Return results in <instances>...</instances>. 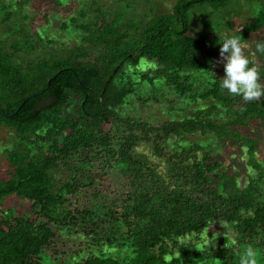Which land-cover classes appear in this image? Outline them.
Returning a JSON list of instances; mask_svg holds the SVG:
<instances>
[{
    "label": "trees",
    "instance_id": "obj_1",
    "mask_svg": "<svg viewBox=\"0 0 264 264\" xmlns=\"http://www.w3.org/2000/svg\"><path fill=\"white\" fill-rule=\"evenodd\" d=\"M247 1L245 7L238 0L235 5L232 0H176L167 13L135 22L123 21L120 12L108 21L101 13L95 31L87 24L80 28L101 49L93 58L82 49L62 57H43L37 42L58 45L54 40L39 32L32 35L25 23L8 27L14 39H0V127L12 129L20 144L9 153L0 180V264H40L44 249H53L58 216L64 211L77 221L62 209L65 199L50 172L64 157L78 152L87 156L96 149L112 157L129 180L131 191L119 217L127 228L128 245L113 239L111 229L101 235L87 228L92 241L105 240V251L90 253L81 264H240L249 245L257 250V264H264V155L259 156L263 141L247 131L264 123V97L247 103L222 90L225 73L218 61L225 38L215 40L192 31L193 11L212 8L224 17L236 15L244 24L235 37L241 38L245 56L259 66L264 83V60L254 53L255 45L264 42V0ZM54 5L61 8V1L55 0ZM8 14L12 17L13 12ZM70 22L76 25L77 19L72 17ZM70 28L67 21L62 23L61 29ZM141 64L149 68L142 75L136 73ZM205 74L209 78L203 81ZM157 78L180 99L206 102L207 108L198 106L190 117L159 125L121 118L119 112L136 87L146 82L155 86ZM70 106L75 119L64 114ZM220 109L226 110L225 116H216ZM111 123L127 130L116 150L105 131ZM208 134L226 148L245 149L255 176L226 169L219 155L201 144L177 150L164 146L174 137ZM139 142L152 143L155 156L168 165L165 174L132 153ZM93 180L84 174L61 187L74 194L80 181ZM6 199L29 203L37 218L5 216L1 206ZM77 212L84 220L92 218L94 227L106 220L97 222L87 209ZM216 222L229 224L232 235L219 238L218 247L211 251L179 243L182 238L199 237ZM229 238L233 243L225 247Z\"/></svg>",
    "mask_w": 264,
    "mask_h": 264
},
{
    "label": "rangeland",
    "instance_id": "obj_2",
    "mask_svg": "<svg viewBox=\"0 0 264 264\" xmlns=\"http://www.w3.org/2000/svg\"><path fill=\"white\" fill-rule=\"evenodd\" d=\"M54 1L35 0L36 7L33 8V0H0V39L12 41L14 35L8 32V27L25 23L31 29L30 33L32 35L39 32L58 44L50 45L46 40L37 42L43 48V53L41 52L43 57H49L52 54L62 57L69 52L82 49L89 57L93 58L97 56L101 49L97 44L89 42L88 34L80 31L81 24H87L90 31H95L97 29L96 23L102 18V16L100 17L101 13H104L108 21H111L113 15L117 12L124 15L123 21L135 22L142 17L149 20L156 14L167 13L176 2V0H150L147 5H144L141 0H60L61 8H58L54 5ZM232 2L235 5L237 0H232ZM238 2L245 7L248 5L247 0H238ZM12 5H16V9H11ZM8 10L13 12L12 17L9 16ZM192 16L193 33L206 34L215 40L235 37V32L244 24L236 15L229 18L224 17L221 13L214 12L212 8L193 11ZM72 17L77 19L76 25H72L70 22ZM65 21L72 26V29H61L62 23ZM254 53L256 59L264 60V55L256 51V45ZM144 67L142 64L139 65L136 73H146L149 68L148 66ZM129 72H133V67L129 68ZM193 76L196 78L194 74ZM208 78L205 74L202 80ZM135 80H140L138 75ZM196 80L198 86L200 81L197 78ZM154 83L155 86L146 82L136 87L133 95L128 97V103L119 112L121 118L129 117L130 119L159 125L165 121L190 117L198 109V106L207 108L206 102L194 103L180 99L174 93L173 88L167 86L162 79L157 78ZM64 114L70 118H77L73 106L68 107ZM225 114L226 110L220 109L216 116H225ZM105 131L112 136V145L115 150L118 149L119 143L127 135L126 128L118 123L106 125ZM247 131L262 139L263 145L260 151L262 153L259 155L262 157L264 155V123L254 125ZM193 143L201 144L213 151L214 155H219L226 169L252 173L247 164L245 149L231 150L226 148L212 134L206 136L185 135L182 138L174 137L170 141L165 140L164 146L166 149L177 150L188 147ZM19 144L20 140L12 129L0 127V180L5 177L9 153L16 150ZM40 145L44 144L40 143ZM100 150L96 149L87 156L83 155L82 152H78L64 157L59 165L50 172L57 189L65 199L62 209L71 212V216L76 217L77 221L70 220L64 211L58 216L59 223L57 224L58 227L55 228L56 238L52 246L53 249H44L39 257L40 264H81L80 262L90 253L105 251L103 247L105 240L100 243L92 241L93 235L85 232L87 228H93L101 235H103L104 229H111L112 234H114L113 239L128 245L125 242L128 235L127 228L119 217L122 213L123 201L131 191L129 180L124 175L122 167L112 157L106 156ZM132 153L143 157L160 174L166 173L168 165L165 160L155 156L152 143L139 142ZM84 174L90 175L94 179L93 183L86 184L85 181H80V188L74 194H67L61 187L62 183L71 182L75 177L80 179L81 175ZM251 176H255V172ZM244 182L245 179L242 180V184ZM1 207L7 217H11L13 214H25L30 215L33 219L37 218L35 214H31L30 204L25 201L6 199ZM84 209L90 211L96 221L105 217V222L100 221L99 223L97 221L99 226L94 227L91 221L92 218L88 217L84 220L78 214L77 210ZM69 223L71 224L69 225ZM210 227L208 237L212 242L209 245L205 231L199 237L192 235L182 238L179 243L191 248L206 246L211 251L218 247L219 238L228 237L231 234L229 224L216 222ZM214 235L216 238L213 240ZM229 241L233 242L232 238H229ZM119 251L118 248L113 253Z\"/></svg>",
    "mask_w": 264,
    "mask_h": 264
},
{
    "label": "clouds",
    "instance_id": "obj_3",
    "mask_svg": "<svg viewBox=\"0 0 264 264\" xmlns=\"http://www.w3.org/2000/svg\"><path fill=\"white\" fill-rule=\"evenodd\" d=\"M256 51L264 55V42L256 44ZM219 56L218 63L223 64L225 73L220 88L231 96L242 97L247 103L260 101L264 97V83H261L260 69L245 56L241 38L226 37L221 44ZM209 228L205 229L208 245L212 242L208 237ZM215 238L214 235L212 239ZM227 241L225 247L231 246L233 242ZM257 255L256 249L251 245L247 246L240 257V264H257Z\"/></svg>",
    "mask_w": 264,
    "mask_h": 264
},
{
    "label": "water",
    "instance_id": "obj_4",
    "mask_svg": "<svg viewBox=\"0 0 264 264\" xmlns=\"http://www.w3.org/2000/svg\"><path fill=\"white\" fill-rule=\"evenodd\" d=\"M1 111V110H0ZM2 112V111H1ZM3 113V112H2Z\"/></svg>",
    "mask_w": 264,
    "mask_h": 264
}]
</instances>
